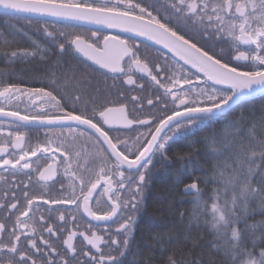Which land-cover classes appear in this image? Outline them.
I'll list each match as a JSON object with an SVG mask.
<instances>
[{
	"label": "snow or ice",
	"instance_id": "1",
	"mask_svg": "<svg viewBox=\"0 0 264 264\" xmlns=\"http://www.w3.org/2000/svg\"><path fill=\"white\" fill-rule=\"evenodd\" d=\"M0 10L6 17L35 24L52 45L44 47L9 23L7 35L0 33V59L8 65L55 54L58 68L67 56L86 67L95 65L93 71L106 79L108 74L113 80L122 78V85L143 89L137 79L149 78L157 91L163 89L155 103L147 100L151 107L162 105L160 114L139 118L129 113L123 92L114 103L99 95V87L80 107L92 81L77 75L70 64L59 91L7 83L12 74L0 73V117L10 118L0 121V264H186L177 253L189 243L220 257L207 264H264V219L248 222L256 213L264 216V105L258 117L255 108L245 110L252 99H264V0H0ZM56 22L63 24L57 28ZM105 28L162 45L172 53V63L151 64L141 58L134 39L130 43L120 35L101 36ZM20 38L31 47L14 48ZM216 42L227 44L235 52L233 59L247 66L218 54ZM185 65L203 74V82L199 75L193 79ZM52 76V85L59 87L56 73ZM22 97L33 103L39 97L47 107L31 113L6 110L5 104ZM139 101L131 96L135 111L143 108ZM30 125L48 126L46 139L34 146L26 144ZM133 125L145 131L131 144L129 138L112 134ZM198 131L208 134L177 158L190 161L198 155L196 145L203 144L211 174L183 185L184 193L192 196L186 224V212L180 211L184 227L179 232H157L145 242L146 251L134 248V216L145 206L154 158L167 160L169 142ZM83 143L95 152L86 154L77 147ZM58 166L70 177V191L56 179ZM57 184L58 194L53 195ZM201 184L213 185L209 195ZM57 205L65 207H53ZM67 206H75L74 212ZM76 213L110 224L103 234L90 222L79 231ZM69 218L74 230L68 229ZM201 228L213 237L207 245L199 243ZM194 229L198 239H193ZM77 236L90 247L78 250ZM53 238H62L63 247Z\"/></svg>",
	"mask_w": 264,
	"mask_h": 264
},
{
	"label": "trees",
	"instance_id": "2",
	"mask_svg": "<svg viewBox=\"0 0 264 264\" xmlns=\"http://www.w3.org/2000/svg\"><path fill=\"white\" fill-rule=\"evenodd\" d=\"M11 23L17 27L23 28L25 31L36 40H38L37 26L35 24L29 26L23 19H13L6 17L0 13V33L7 35L9 31L8 24ZM14 48H30L31 44L28 40L20 38ZM12 49H8L11 51ZM57 59L32 58L27 62H17L13 65H8L3 59H0V73H11L4 82L22 84L26 87H35L38 84H51L52 73H56V80H63L60 68L67 67L65 60H61V66L56 67ZM69 62V61H68ZM92 81V78L89 76ZM264 105V99L256 97L245 104V110L248 108H255L257 110V117L259 116V109ZM259 127V120L257 119ZM208 133L207 131L196 132L194 135L187 138H179L175 141L169 142L167 145V160H160L158 157L154 158L153 165L150 166V172L147 176L148 186L145 189L146 202L145 206L135 218L134 225V241L133 247L139 246L141 250L144 249L145 242H150L152 235L157 232L169 233L175 235L179 232L184 224L181 223L179 212L185 211V224L187 222V213L191 209L192 196L186 195L182 192L183 185L191 182L194 177L206 179L211 174V166L205 164V146L203 144L196 145L198 155H193L191 160H180L178 156H185L189 153V144L195 141H200ZM204 188L205 196L209 195L213 187L212 184L207 186L201 184ZM264 219L259 213L249 217V223H255ZM244 225L241 224L240 227ZM203 232V239L199 240L200 244L207 245L213 237L208 234L207 230L201 228ZM193 239H198L196 230H193ZM264 247V245H260ZM251 248V245H249ZM146 251V250H145ZM259 251V247L256 252ZM178 256L190 264L194 260H201L202 264H207L209 259L219 260L220 257L210 255L208 247L193 248L191 243L187 247L178 251Z\"/></svg>",
	"mask_w": 264,
	"mask_h": 264
},
{
	"label": "flooded vegetation",
	"instance_id": "3",
	"mask_svg": "<svg viewBox=\"0 0 264 264\" xmlns=\"http://www.w3.org/2000/svg\"><path fill=\"white\" fill-rule=\"evenodd\" d=\"M48 20L50 22L52 21L51 19H48ZM62 24H63V22H56L57 28H60L62 26ZM88 27L95 29L96 26H88ZM36 33L38 34V41L44 47H52L50 42L43 37L41 32L37 31ZM84 34L90 35V33L86 32V31L84 32ZM106 34L120 35L124 38H128L130 43H132V40L134 39L135 42L140 47L141 58L142 59L146 58L151 64H156V63L164 64L165 60H167V62L171 64L173 61L172 53H170L167 49L163 48L162 45H157V44L153 43L152 41L147 40L144 37L134 36L131 33H123V32H120L118 29H106L105 28L102 30L101 36L106 35ZM145 45L148 46L147 49L145 48ZM214 50L218 54L223 55L225 59L229 60L233 64H239L241 67L247 66V62H244V61L237 62L233 59L235 52L227 44L216 42V46H215ZM36 58H39V57H36ZM46 59H57V57L55 54H52V55H49ZM61 60L66 61L65 63H67V67L69 64L72 65V67L76 70L77 75H86L88 79H89V76L92 78V88H88L82 93L83 98H82V102H81L80 107H82L84 103H89V96L90 95H97V93L95 92V88L99 87L101 89V92L99 95H101L102 97H104L108 100L113 101L114 103L118 102L120 99V97L118 96V93L123 92L125 94V97H126L124 99V103L127 104L128 111L132 115H138L139 118H147L151 115H159L160 114V108L162 107V105H157L156 107H151L147 104V100L153 99V101L155 103L156 96L157 95L162 96L163 89H160L159 91H157V86L153 82H151L149 78H144L143 80L137 79L138 84L144 85L143 89H141V88L135 87V86L122 85V78L117 79V80H113L110 78L111 74H108L109 78L106 79L105 76L101 72L93 71V68L95 67V65H93L92 67H86L84 64H81L78 60H73L67 56L63 57ZM176 60H177L178 64H183V62L179 61L178 58H176ZM88 63L91 64L90 61ZM67 67L64 69L60 68L59 71L64 72L67 69ZM184 67L188 70V72L193 77V79H195V77L197 75H199L201 82H203L204 77L200 73H197V71L195 69L191 68L189 65H185ZM57 72L58 71H55V73H57ZM57 85H59V87L53 86L52 83L48 84V85L38 84L35 87H47L50 90L59 91L60 88L63 87L60 80H57ZM24 87H26V86H24ZM218 87H220V86H218ZM67 91H72V89H68ZM60 94H64V92H60ZM131 96H137L140 98L139 102L143 104V108L141 110L135 111V108L137 106L131 102ZM167 99L170 100V97H168ZM33 100H35V103H33L32 100H30L28 97H22L19 101L14 100V101H12V103L10 105L5 104L4 106L6 107V110L11 109V108H18L19 111H21V113H24V112L31 113V112L37 111L40 107H47L45 100H42L39 97H33ZM169 107L171 108L172 105H169ZM6 120L7 119H0V121H6ZM4 127L7 129V124H5ZM28 127L31 130L28 131V137H27V141H26L27 145L34 146L36 143L42 142L46 139L45 132H46L48 126H31L30 125ZM133 129L121 128L119 132H113L112 134L113 135H120L121 138H129L130 144H131V140H133L135 138V136L138 135L139 132L145 131L144 128H142L138 125H133ZM26 131H27V129H26ZM51 138L55 139L54 137H51ZM81 146L84 148L86 154L95 152V148L89 143H83V144L77 145V147H81ZM58 155L59 154H57V156ZM33 159H35V158H33ZM40 163L43 164L44 161L41 160ZM93 167H95V165H93ZM56 179L63 181L66 192L71 190L68 187L70 177L63 175V168L62 167L58 166ZM34 181H35V177H34ZM49 183H51V182H49ZM33 186H34L35 190L37 192H39V186L36 185L35 182H34ZM58 188H59V185L57 184L55 188L51 189L53 195L58 194V192H57ZM18 195H19V193H18ZM125 195H127V194H125ZM53 207L63 209L65 206L57 205V206H53ZM67 207L69 208L70 212H74L75 206H67ZM57 216H58V213H53L54 218ZM76 216H77L76 224L80 225L79 231H84L86 226H87L86 222H90L92 225L95 226V230L97 231L98 234H103V229H104L105 225L110 224V222H97V221L91 220V218L86 217V216L83 219H81L79 213H76ZM136 216H137V214L134 216V219L136 218ZM56 223H62V222H59L58 220H56ZM113 228H114V226H113ZM68 229L74 230V226H73L70 218L68 220ZM66 235H67V233L65 232L63 234V238H66ZM53 239H54V241L58 247H63L62 238L61 239L53 238ZM74 244L77 246L78 250L80 248L86 249V248L90 247L86 244V242L82 241V238L79 236H77V238L74 240ZM101 246L103 247V245H101ZM84 259H86V258H84ZM73 264H75V262H73Z\"/></svg>",
	"mask_w": 264,
	"mask_h": 264
},
{
	"label": "water",
	"instance_id": "4",
	"mask_svg": "<svg viewBox=\"0 0 264 264\" xmlns=\"http://www.w3.org/2000/svg\"><path fill=\"white\" fill-rule=\"evenodd\" d=\"M0 12L3 13V10H0ZM44 19H51V20H53V18H47V17L44 18ZM90 26H94V25H90ZM153 43H154V42H153ZM182 62H183V61H182ZM189 66H190V65H189ZM190 67H191V66H190ZM195 70H196V69H195ZM202 75H203V74H202ZM220 87H223V86H220ZM0 119H7V120H8V119H10V118L0 117ZM182 192H184V191H183V188H182Z\"/></svg>",
	"mask_w": 264,
	"mask_h": 264
}]
</instances>
